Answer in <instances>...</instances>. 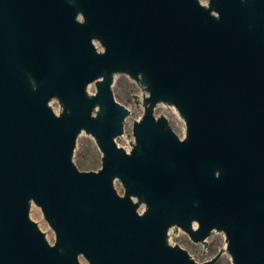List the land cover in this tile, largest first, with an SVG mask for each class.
<instances>
[{"label": "water", "instance_id": "water-1", "mask_svg": "<svg viewBox=\"0 0 264 264\" xmlns=\"http://www.w3.org/2000/svg\"><path fill=\"white\" fill-rule=\"evenodd\" d=\"M200 1L0 0V264H196L173 226L264 264V0ZM116 72L186 138L150 107L118 149ZM82 130L97 170L73 163Z\"/></svg>", "mask_w": 264, "mask_h": 264}, {"label": "rangeland", "instance_id": "rangeland-1", "mask_svg": "<svg viewBox=\"0 0 264 264\" xmlns=\"http://www.w3.org/2000/svg\"><path fill=\"white\" fill-rule=\"evenodd\" d=\"M113 94L116 102L131 112L124 127L125 134L129 137L131 122L139 119L138 107L129 103V96L138 97L139 91L135 87L132 80L118 77L113 88ZM73 161L80 171L97 170L96 148L84 132L78 138ZM220 242L221 238L219 234L214 233L207 240L208 244L202 245V249H200V245L193 243L190 239L184 238L183 232H180L178 235L174 234L171 236V243L187 251L197 263L206 262ZM220 252L221 251H219V254ZM214 264H226L224 255H221Z\"/></svg>", "mask_w": 264, "mask_h": 264}, {"label": "bare ground", "instance_id": "bare-ground-1", "mask_svg": "<svg viewBox=\"0 0 264 264\" xmlns=\"http://www.w3.org/2000/svg\"><path fill=\"white\" fill-rule=\"evenodd\" d=\"M118 77H119V76H116L114 79H112V81H116ZM121 136H126V134L123 132V133L121 134ZM126 137H127V136H126ZM222 255H224V254H223V251H222Z\"/></svg>", "mask_w": 264, "mask_h": 264}]
</instances>
